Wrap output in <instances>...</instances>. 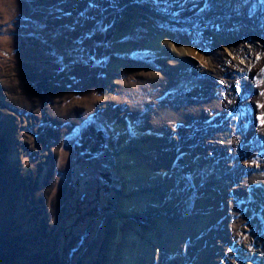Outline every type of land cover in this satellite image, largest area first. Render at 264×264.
I'll list each match as a JSON object with an SVG mask.
<instances>
[{
  "label": "rangeland",
  "instance_id": "374dc122",
  "mask_svg": "<svg viewBox=\"0 0 264 264\" xmlns=\"http://www.w3.org/2000/svg\"><path fill=\"white\" fill-rule=\"evenodd\" d=\"M201 1L129 0L117 20L120 0H0V264H123L134 246L120 229L130 218L122 155L138 154L136 141L152 134L163 144L141 160L155 173L178 174L182 212L133 216L143 235L163 241L160 217L172 230L187 217L229 212L186 239L177 258L155 251L150 264H264V65L253 92L230 90L255 62L215 56L224 51L213 32L229 34L220 26L183 24ZM156 35L185 42L190 55L176 64L177 48L172 56L146 47ZM211 69L215 80L206 78ZM223 126L230 142L243 129L235 171L243 184L233 181L220 202L189 170L201 177L203 159L220 162L233 149L172 143L184 131Z\"/></svg>",
  "mask_w": 264,
  "mask_h": 264
},
{
  "label": "bare ground",
  "instance_id": "6f19581e",
  "mask_svg": "<svg viewBox=\"0 0 264 264\" xmlns=\"http://www.w3.org/2000/svg\"><path fill=\"white\" fill-rule=\"evenodd\" d=\"M197 1L199 3L200 0ZM202 1L204 6L202 7L201 11L197 12V14L195 15V19L184 21L183 24L188 26H202L208 29L209 31H212L215 27L220 26L221 28L228 31L229 34L227 35H219L213 32V36L215 37L218 46L222 48V51H224L219 52L215 56H220V60L225 59L223 60L225 63H227V61H231V63H235L234 65L238 64V66L239 64H245V61H247L248 63L255 62L254 67L252 68L244 67L246 71V78H243L242 80L237 81L235 83L233 82L230 87L231 91L237 93L239 85L241 84L243 90H249L250 88L253 92L254 84L249 85L250 81L252 80V78L256 77L258 69L260 68V71L262 66L264 65V0ZM202 1L200 3H202ZM130 5L131 3L129 2V0H120L118 9L116 8L114 10L117 16V20L121 19L124 16L126 10H128ZM148 14L151 13L148 12ZM171 39L172 38H169L168 36L156 35L152 39L145 42V46L151 49L161 47V51L168 52L171 54L173 49L175 50L177 48V56H175L176 59H174L177 62L176 64H178L182 62L181 59H183L185 55H190L189 53H191V50L188 49L187 44H185V42H178L177 44V42H174ZM239 56H241L242 59ZM236 57L239 58L240 62L236 60ZM198 62L203 65L201 60H198ZM209 63H211V61ZM222 67L223 66H221V68ZM210 68H214V66ZM213 70L214 69L210 70V74L212 76L208 75L209 73L207 74V80L208 78L210 79V77H213V79L217 78V72ZM231 70L233 71L234 69L232 68ZM222 79L224 78L222 77ZM230 80L228 81L231 82ZM247 85H249V88L244 87ZM217 95L218 94H216V96ZM156 129L158 130V128ZM224 131V126L217 128V130H210L208 129V127H202L199 129H194L192 131H184L179 135L178 140L172 143L174 147H178V144H180V142L182 141H184L183 145L198 143H202L203 145H211L209 143H213L217 147L220 145L219 147L224 148L223 150L226 151L229 149H233V151L230 150L232 152V156L224 157L227 158L226 160L219 162L214 161L211 158L205 160L203 159L202 163L200 164L201 177L199 173L196 174L195 172H193V170L191 172V168L189 170L190 174L194 173V176L196 177L198 183H206L207 185H209V187H212L213 189L215 187L217 201L220 202H224L225 200L229 199L230 191L232 189L231 185L234 184L233 181L239 187L243 184L239 183L241 179L240 173H235L236 169L238 170L239 168L237 162L241 161L237 159L241 158L243 154V148L239 146L241 144L239 143V141L240 137L242 136L241 132L243 131V129H240V127L238 129L237 127V131L235 132V134L238 136V139H236L238 141L234 139V142H232L233 140L231 142L226 141L227 139H225L226 135ZM140 132L142 133V131ZM251 132L252 130H250V133ZM162 141L163 139L160 140L158 137H156V135L152 134V137H148L146 139L141 138L140 141H136V147L139 149L138 154L133 155L128 152L125 155H122L125 156L123 160L125 170L121 169V171L126 173L127 179L129 180V198L124 200L126 202L124 212L126 213L127 217L130 218H125L121 220L120 229L122 228L127 230L125 234V239L127 240L130 246H134V249L128 248L127 250L123 251V256L125 257L123 260V264H150L153 260V254L155 253V251H166L173 258H177V251H180L181 246L186 239L191 237L194 238V236L197 237L200 233L206 231L212 225H214L215 221L221 218L223 214L228 215L229 212L228 209L227 211H221V209H219L220 212L215 211V214L210 213L209 215L199 218L187 217L183 221H178L177 223L172 224V230H167V225L165 223L164 217H160L156 219V221L158 222L157 224L159 226V229L162 232H165V237L163 241L157 242L152 236H148L149 238H147L143 235V228L134 223V221L132 220L133 216H139V214H150L153 211H158V213H166L175 210L174 215H177L178 212H182L181 209L177 210V186L180 183L178 174L176 172H172V174L168 171H166V173L164 172V174L163 172L162 174L155 173V171H153L149 167V165H146L145 161L141 160L144 159L145 153L148 154L149 152H151V149L155 145L163 144ZM136 143L134 142V144ZM232 158L236 160V164L230 166L229 163L232 161ZM193 159L194 158L190 152L189 156L186 157V161L188 164L191 163L192 165H194L195 161ZM151 188L154 189L152 192H146L148 190H151ZM212 195H214V191H212ZM238 205H232L233 208L235 207L234 211L236 212V214H239L241 210L238 208ZM232 206L230 205V208H232ZM198 208L201 209L202 207ZM238 216L239 218H241L240 214ZM122 233L123 232H121L119 236L120 241L122 240Z\"/></svg>",
  "mask_w": 264,
  "mask_h": 264
}]
</instances>
